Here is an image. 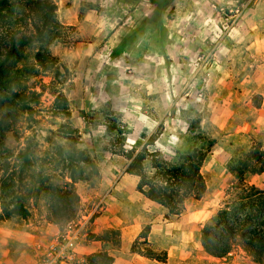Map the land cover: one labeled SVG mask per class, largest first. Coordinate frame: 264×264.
Returning <instances> with one entry per match:
<instances>
[{
	"label": "rangeland",
	"instance_id": "374dc122",
	"mask_svg": "<svg viewBox=\"0 0 264 264\" xmlns=\"http://www.w3.org/2000/svg\"><path fill=\"white\" fill-rule=\"evenodd\" d=\"M51 1L57 5L56 19L61 25V37L21 48L15 66L38 70L32 75L25 72L16 83L14 91L24 101L0 89V196L2 179L10 175L14 189L23 196L31 212L27 219L18 216L0 218V264H41L59 229L65 226L66 223L50 221L48 204L37 192L42 183H50V177L58 184L69 180L62 170L59 146L85 151L99 167L100 175L94 184L85 181L75 184L81 197L76 218L91 217L85 229L86 238L79 246L89 240L102 241L99 236L103 234L89 231L100 211L96 195L101 172L107 170L105 163L110 158L123 156L121 148H133L130 142L133 136H129L131 124L134 121L146 123L148 120L144 117L151 110V104L163 100L160 97L163 92H158V86L150 88L153 92L148 97L143 95L137 82H133L136 76L133 60L141 57L133 48L130 37L114 34L120 17L134 14L150 18L152 31H156L159 23L163 26L164 44H160L153 33L146 41L150 47V55L146 57L150 65L147 71L158 82L164 77L160 67L166 70L165 111L170 112V116L174 115V107L177 111V121L170 120V129L181 138L191 137L189 144H180L181 152H188L193 147L208 148L209 139H212L200 134L204 116L208 114L204 90L209 83L216 82L219 76L222 82L227 81L233 86L239 71L253 69L254 72L258 65L264 72V55L255 57L248 50V46H254L255 39L250 34L255 30L262 33L260 45L264 50V0ZM258 21L261 27L256 29ZM20 30L27 35L33 34L31 19L22 23ZM250 64H255L254 68ZM59 95L66 97L69 115L58 108L56 98ZM141 96L149 98L148 101H143ZM135 101L137 112L132 107ZM221 104L224 105V101ZM160 125L164 130L162 121L155 131ZM227 126L232 127L231 123ZM109 127L115 130L110 132ZM263 140L260 137L254 143L261 142L264 146ZM177 148L170 146L162 152L175 162ZM212 148L209 147L210 151ZM245 151L247 148L239 146L232 157L242 156ZM25 154L30 157L27 168H23ZM3 167L8 170L5 172ZM207 168L211 171L212 166L207 165ZM212 179L206 177L209 185L206 193L214 190ZM245 179L248 185H255L264 192V171L248 173ZM231 182L234 183L232 187ZM237 185L235 178L223 185L222 195H218L216 204L202 221L204 225L212 221L218 209L235 195ZM111 190L107 188L104 195ZM193 201L196 202L190 199L186 204L191 207ZM117 239L114 236L105 241L115 245ZM137 243L139 248L144 247L143 242ZM239 249L237 246L234 250ZM94 255L80 257L79 262L72 264H90ZM95 264H101L100 257Z\"/></svg>",
	"mask_w": 264,
	"mask_h": 264
},
{
	"label": "crops",
	"instance_id": "0c3cea01",
	"mask_svg": "<svg viewBox=\"0 0 264 264\" xmlns=\"http://www.w3.org/2000/svg\"><path fill=\"white\" fill-rule=\"evenodd\" d=\"M260 27L261 22H256L255 28ZM151 28L147 17L134 14L120 17V22L114 27V34H123L132 39L133 48H136V53L141 57L133 60V72L136 74L133 82L136 81V85L142 88L143 95L146 94L148 97H151L153 92L150 88L155 86L160 88L158 92H163L160 95L163 100L154 101L151 110L147 111L144 118L148 121L142 124L134 121L131 124L132 131L129 136L133 138L130 142L133 147L140 149L154 133L157 125L164 121L165 128L154 148L164 151L170 146H176L180 149V144H189L191 137L186 134L185 139L181 138L177 132L170 129V120L177 121V111L174 107L172 116L169 115L170 112L168 114V111H165L166 70L160 67L159 71L164 77L163 81L158 79V82H155L147 71L150 65L146 62V57L150 55V47L146 41L151 39L152 33L156 34L160 44H164L166 40L165 31L164 38L161 39L160 29L152 31ZM250 35L254 36L255 43L253 47L252 44L248 46V50L252 56L261 58L264 55L260 45L262 33L255 30ZM176 57L179 56L176 54ZM250 66L254 68L255 64ZM259 66L254 72L253 69L239 71L238 80L233 82V86L227 81L222 82L218 76L216 82L205 87L204 104L208 114L204 116L201 132L216 142L209 152L202 172L205 178L213 177L214 190L206 193L201 200H196L197 203L193 201L191 207L186 204V209L181 214H169L166 208L146 198L137 190L139 178L126 172L128 160L124 156H114L105 163L107 170L101 172V184L96 195L100 211L95 221L90 224L89 231L99 235L107 230H117L120 232V244L89 240L78 246L79 257L107 251L114 259L112 264H258L253 262L241 247L239 251L234 250L222 258L208 255L201 244L200 231L204 226L202 223L204 217L216 204L218 195H222L223 185L234 179L226 165L235 150L239 146L249 149L260 137L263 140L264 72ZM140 98L143 99L142 96ZM222 101L224 105L221 104ZM132 107L134 111H138L137 101L133 102ZM178 112H181V109H178ZM229 123L232 125L231 128L227 126ZM231 141L234 143H230ZM207 165L212 166L211 171ZM229 185L232 187L234 183L231 182ZM107 188L112 190L108 195H104ZM146 227H149L147 240L140 239L139 235ZM137 240L143 242L144 247L137 246V250L132 251ZM147 250H151L156 257L147 256Z\"/></svg>",
	"mask_w": 264,
	"mask_h": 264
},
{
	"label": "trees",
	"instance_id": "16d2710c",
	"mask_svg": "<svg viewBox=\"0 0 264 264\" xmlns=\"http://www.w3.org/2000/svg\"><path fill=\"white\" fill-rule=\"evenodd\" d=\"M56 11L57 5L51 0H0V89L22 102L23 97L14 91L16 83L25 72L32 75L38 70L19 69L15 64L24 46L35 42L46 43L61 37V25L56 19ZM30 19L35 32L27 35L20 28L22 23ZM148 21L151 22L150 18ZM157 28L163 39V26L159 23ZM56 102L62 113L70 114L65 96L59 95ZM109 129L110 132L115 130L112 127ZM162 133L163 125H160L143 147L129 150L121 148L120 152L128 160L126 172L139 178L137 190L166 208L169 214L179 215L188 200H201L208 190L202 169L210 152L209 147L214 146L215 139H209L208 148L193 147L188 152L178 149L176 161L172 162L161 150L154 148ZM200 134L207 137L201 131ZM118 142L123 145V141ZM59 149L62 154V170L69 180L58 184L50 177V183H42L37 187V192L42 194L48 204L50 221L54 224H64L77 217L81 197L75 184L79 181L94 184L100 175L97 163L85 151L75 147L67 150L59 146ZM23 157V168H27L30 157L27 154ZM226 167L237 181L238 185L234 187L236 193L218 209L213 220L202 227L201 244L204 251L215 258L225 257L239 246L253 262L262 264L264 192L255 185H248L245 178L248 173L264 171V146L261 142L253 143L242 156L232 157ZM3 170L6 172L8 168L3 167ZM12 180L10 175L2 179L0 218L18 216L27 219L31 212L23 196L14 189ZM148 234L149 227H146L139 238L147 240ZM114 236L118 238L115 245H119L120 232L117 230H107L99 239L105 241ZM136 247L137 243L133 245L132 251H136ZM146 255L156 257L151 250H147ZM98 257L101 264H112L114 260L107 252H101L90 259V264H95Z\"/></svg>",
	"mask_w": 264,
	"mask_h": 264
},
{
	"label": "built area",
	"instance_id": "2783aa9c",
	"mask_svg": "<svg viewBox=\"0 0 264 264\" xmlns=\"http://www.w3.org/2000/svg\"><path fill=\"white\" fill-rule=\"evenodd\" d=\"M91 217L68 221L59 229L56 238L43 258L41 264H72L81 259L78 255V246L85 240V229Z\"/></svg>",
	"mask_w": 264,
	"mask_h": 264
}]
</instances>
